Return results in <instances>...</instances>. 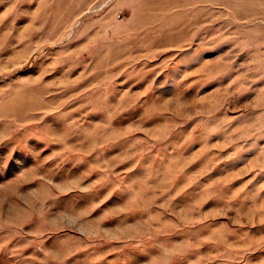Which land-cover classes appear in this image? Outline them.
<instances>
[{
    "label": "rangeland",
    "instance_id": "rangeland-1",
    "mask_svg": "<svg viewBox=\"0 0 264 264\" xmlns=\"http://www.w3.org/2000/svg\"><path fill=\"white\" fill-rule=\"evenodd\" d=\"M0 264H264V0H0Z\"/></svg>",
    "mask_w": 264,
    "mask_h": 264
}]
</instances>
